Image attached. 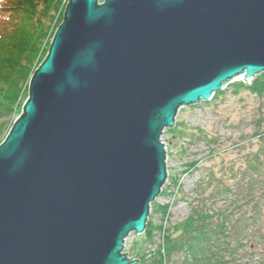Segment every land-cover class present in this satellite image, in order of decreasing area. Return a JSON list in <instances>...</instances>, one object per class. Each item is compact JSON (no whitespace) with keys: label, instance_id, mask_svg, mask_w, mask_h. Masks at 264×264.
<instances>
[{"label":"water","instance_id":"water-1","mask_svg":"<svg viewBox=\"0 0 264 264\" xmlns=\"http://www.w3.org/2000/svg\"><path fill=\"white\" fill-rule=\"evenodd\" d=\"M264 72V0H69L0 145V264H138L181 107Z\"/></svg>","mask_w":264,"mask_h":264},{"label":"trees","instance_id":"trees-1","mask_svg":"<svg viewBox=\"0 0 264 264\" xmlns=\"http://www.w3.org/2000/svg\"><path fill=\"white\" fill-rule=\"evenodd\" d=\"M68 2L0 0V145L23 113L29 83L48 55ZM243 92L255 97L258 106L249 124L252 132L240 137L245 141L239 144L237 158L220 166L205 167L202 159L186 165L183 174L200 172L193 194L185 198L188 216L172 223L170 204L151 203L142 244L127 250L138 264H264V72L250 81L236 80L212 100L196 105L215 107L225 95ZM187 131L184 122L164 129L169 142ZM195 134L196 141L217 156L220 136L204 128ZM168 181L160 195L184 198L180 178L168 172ZM157 215L159 222L154 220ZM257 253V261L242 263L244 256Z\"/></svg>","mask_w":264,"mask_h":264},{"label":"rangeland","instance_id":"rangeland-1","mask_svg":"<svg viewBox=\"0 0 264 264\" xmlns=\"http://www.w3.org/2000/svg\"><path fill=\"white\" fill-rule=\"evenodd\" d=\"M257 106L258 100L248 93L243 92L240 95H233L231 93L225 95L219 102V105L215 106L216 108L203 103L196 105L195 108L184 106L179 109L176 122H184L188 129L187 133L174 140V142H169L171 136L168 133H164L162 138L169 152L167 157V170L180 178V190L184 198L178 199L175 196L159 195L156 199V202L159 204L171 205L170 215L172 223L182 221L188 216L189 207L185 198L193 194L194 185L200 178V172L187 175L183 174L182 172L187 168L186 165L194 159H202L205 167L220 166L223 161L236 159L239 153V144L245 141V139H240L241 135L252 132L249 124L251 123L252 116L256 114ZM199 128H204L207 132L220 136L219 153L216 154L217 156L214 157V155H211L207 147L201 142L196 141L195 133ZM168 184L169 181H166V185ZM159 217L160 215L155 216L154 220L159 222ZM142 236L143 234L137 236L133 233L127 237L124 253H127V250L134 246L136 242L140 245L143 241L140 239ZM127 255L129 259H133L128 253ZM259 256V253L255 256L250 255L249 258L244 256L242 263L257 261Z\"/></svg>","mask_w":264,"mask_h":264},{"label":"built area","instance_id":"built-area-1","mask_svg":"<svg viewBox=\"0 0 264 264\" xmlns=\"http://www.w3.org/2000/svg\"><path fill=\"white\" fill-rule=\"evenodd\" d=\"M162 142L166 145V143L164 142L163 138H162ZM166 150H167V145H166ZM168 157V156H167ZM129 258V257H128ZM134 259V258H133Z\"/></svg>","mask_w":264,"mask_h":264},{"label":"clouds","instance_id":"clouds-1","mask_svg":"<svg viewBox=\"0 0 264 264\" xmlns=\"http://www.w3.org/2000/svg\"><path fill=\"white\" fill-rule=\"evenodd\" d=\"M162 139V138H161Z\"/></svg>","mask_w":264,"mask_h":264}]
</instances>
